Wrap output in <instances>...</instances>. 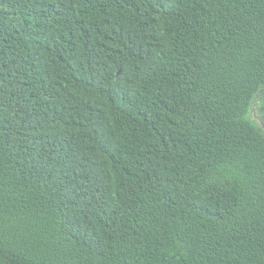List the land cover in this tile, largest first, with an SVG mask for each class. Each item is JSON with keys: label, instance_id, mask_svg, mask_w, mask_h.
<instances>
[{"label": "trees", "instance_id": "trees-1", "mask_svg": "<svg viewBox=\"0 0 264 264\" xmlns=\"http://www.w3.org/2000/svg\"><path fill=\"white\" fill-rule=\"evenodd\" d=\"M0 264H264V0H0Z\"/></svg>", "mask_w": 264, "mask_h": 264}, {"label": "rangeland", "instance_id": "rangeland-1", "mask_svg": "<svg viewBox=\"0 0 264 264\" xmlns=\"http://www.w3.org/2000/svg\"><path fill=\"white\" fill-rule=\"evenodd\" d=\"M253 118H254V120H256L261 126H263V125H262V121H261V119H260V117H259V115H258L257 112L254 113Z\"/></svg>", "mask_w": 264, "mask_h": 264}, {"label": "water", "instance_id": "water-1", "mask_svg": "<svg viewBox=\"0 0 264 264\" xmlns=\"http://www.w3.org/2000/svg\"><path fill=\"white\" fill-rule=\"evenodd\" d=\"M121 72H122L121 70L118 72V77L121 75Z\"/></svg>", "mask_w": 264, "mask_h": 264}]
</instances>
